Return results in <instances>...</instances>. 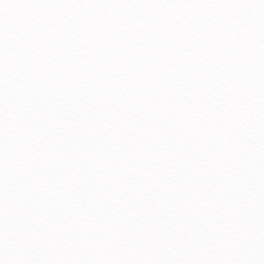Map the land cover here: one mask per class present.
Wrapping results in <instances>:
<instances>
[{
  "label": "snow or ice",
  "instance_id": "snow-or-ice-1",
  "mask_svg": "<svg viewBox=\"0 0 264 264\" xmlns=\"http://www.w3.org/2000/svg\"><path fill=\"white\" fill-rule=\"evenodd\" d=\"M0 264H264V0H0Z\"/></svg>",
  "mask_w": 264,
  "mask_h": 264
}]
</instances>
